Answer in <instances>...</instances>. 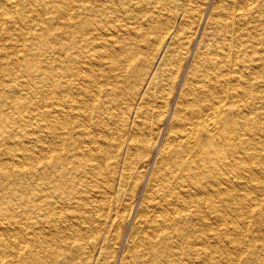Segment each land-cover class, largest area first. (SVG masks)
Returning <instances> with one entry per match:
<instances>
[{
  "label": "bare ground",
  "instance_id": "bare-ground-1",
  "mask_svg": "<svg viewBox=\"0 0 264 264\" xmlns=\"http://www.w3.org/2000/svg\"><path fill=\"white\" fill-rule=\"evenodd\" d=\"M203 1L0 0V264H88L127 214L121 264H264V0H216L170 108ZM153 151L142 208L112 209Z\"/></svg>",
  "mask_w": 264,
  "mask_h": 264
},
{
  "label": "rangeland",
  "instance_id": "rangeland-1",
  "mask_svg": "<svg viewBox=\"0 0 264 264\" xmlns=\"http://www.w3.org/2000/svg\"><path fill=\"white\" fill-rule=\"evenodd\" d=\"M217 1H219V0H217ZM216 3H217L216 0H204L202 2V4H201L203 6V7L200 8L201 9V15H200L199 19L196 22V29H197V34L198 35H196V36H194V38H192V40H191V42L189 44L190 47L188 46V48L190 49L191 53H190V55L188 57L184 58V59H188V58L189 59L188 60H184V59L182 60L181 68L182 67L183 68L182 69L180 68L178 74L175 77V81H178V82L175 83V87H174L175 90L173 89L171 94L169 95L170 101L168 99V104H169V107L171 106L170 108L174 107L175 106L174 104H176L177 101H179V99H180L179 98V93H181V90L186 87V83L189 80V78L191 77V74H192L194 66H195V62H194L195 60L194 59H195L196 53L200 52V50L202 48L201 47L202 45L200 44V43H202L201 41H203V39L205 38L207 33H210L212 31V27L213 26L211 24V15L213 14V10L215 9L214 7L216 6ZM204 4L206 5V7H205ZM202 11H203V13H202ZM206 14H207V16H206ZM203 20H204V22H203ZM201 28H202V30L200 31ZM191 68H192V70H191ZM181 72H183V73H181ZM189 75H190V77H189ZM182 83H183V85H182ZM95 121H99V119L96 118ZM162 123H163L162 124V129L163 130H162V135H161L160 141H162V139H163L162 136L164 137V135H165L164 134L165 130H167V128L169 127V117L168 118H163V122ZM96 135L98 137L101 136V134H99V133H97ZM138 157L139 156H136L135 158H133L134 165L132 166V168H130L125 173L127 180H129V184L130 185H128L127 187H122L119 184H116L115 185V189L113 190V196L111 198V208L117 210V212L121 213L124 205H128V206L132 207L133 210H135V208L138 209V207L142 208L143 201H144V199L146 198V196H147V194L149 192L147 190L150 189V187H151V181L157 175L156 169H157V167L159 165V161H158L159 160V156L157 155L156 152L153 151L149 155L148 161L146 162V164L147 163L148 164L147 165L145 164V166L142 167L143 169L141 168L140 171H139V169H138V171L136 170V168H138L137 165L138 166L141 165V161H139V160H141L140 159L141 157H139V158ZM124 158H125V154H123V156H121V158H120V162L121 163H120L119 167L116 168L117 170H115V173H116L115 174L116 175L115 176V178H116L115 180H119L120 176L125 171V170H123V164H122L123 161H124ZM149 159L151 160L150 162H149ZM112 162H113V160L109 159V160H107V161H105L103 163H104L105 166L112 167V165L110 166V164H113ZM152 163H153V165H152ZM148 165H149V167H148ZM81 169H82V167L79 169V171H81ZM154 169H155V171H154ZM112 171H114V170L112 169ZM82 180H97V179H96V177H91V175L88 174V176H86V178H82ZM131 198H132V200H131ZM67 199L68 200L61 199L62 202L64 201L63 204H62V207H64V210L69 209V206H70L69 202L71 200H73L72 195L69 194V197ZM123 201H124V203H123ZM88 208H89V206H88ZM117 221H118V227H120V226L121 227L120 228L117 227V232H116V236H115L114 239L111 236L112 235L111 234V231H112L111 228L109 229L106 226V228H103V229L100 230V228H97V224L96 223L94 224V227L96 228V230H94L95 232H90V234L88 233L86 235V237H85V245H86L85 246V252L89 256L88 264H117V262H118V264H121L122 257L125 255V253H127V251H128L127 249L131 246V243L133 242L134 231H135V227H136V220H135V217L133 215L127 214V215H123L121 217L119 216L117 218ZM124 223H125V225H123ZM123 227H125V229ZM113 230H115V228ZM94 233H96V234H94ZM92 238H94V239H92ZM111 243H112V245H111ZM109 244H110V248H112V249L109 248L110 251L108 249V245ZM94 249H96V250L94 251ZM125 250H127V251H125ZM105 251H109L111 253V255H112V257L110 259L111 262L109 261V263L106 262V259H105L106 256H104V254H103ZM82 260L83 259H81V258L78 259V261H77L78 264H84V260L83 261Z\"/></svg>",
  "mask_w": 264,
  "mask_h": 264
}]
</instances>
